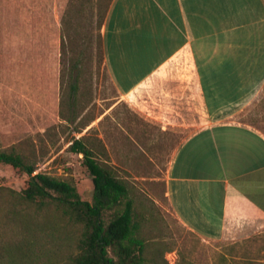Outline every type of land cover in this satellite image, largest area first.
<instances>
[{
    "label": "rangeland",
    "instance_id": "1",
    "mask_svg": "<svg viewBox=\"0 0 264 264\" xmlns=\"http://www.w3.org/2000/svg\"><path fill=\"white\" fill-rule=\"evenodd\" d=\"M110 2L0 0V150L18 153L33 173L70 181L90 201L91 176L69 150L80 139L126 186L140 216L138 235L158 264H167L166 253L174 264H264V224L231 222L221 238L202 239L177 221L166 194L170 161L189 134L220 123L264 133V82L236 104L214 97L220 111H207L192 66L177 56L120 94L104 61ZM26 179L0 163V243H24L25 263L65 264L73 228L52 205L36 209L14 199Z\"/></svg>",
    "mask_w": 264,
    "mask_h": 264
},
{
    "label": "crops",
    "instance_id": "2",
    "mask_svg": "<svg viewBox=\"0 0 264 264\" xmlns=\"http://www.w3.org/2000/svg\"><path fill=\"white\" fill-rule=\"evenodd\" d=\"M104 27L120 94L177 56L192 66L207 111H220L214 97L236 104L264 82V0H111ZM166 194L177 221L202 239L221 238L231 222L264 224V133L220 123L189 134L170 161Z\"/></svg>",
    "mask_w": 264,
    "mask_h": 264
},
{
    "label": "trees",
    "instance_id": "3",
    "mask_svg": "<svg viewBox=\"0 0 264 264\" xmlns=\"http://www.w3.org/2000/svg\"><path fill=\"white\" fill-rule=\"evenodd\" d=\"M102 20L100 16L97 31ZM69 150L81 155L91 176L90 201L81 199L70 181L33 173V165L18 153L0 150V163L27 176L25 186L19 192H11L14 199L36 209L52 205L66 219L73 228L67 235L73 250L65 264H158L146 254L145 242L138 235L140 216L132 207L126 186L93 158L92 151L80 139H74ZM106 210H113L108 220L103 216ZM23 244L0 243V264H30L23 260ZM56 263L55 260L51 264Z\"/></svg>",
    "mask_w": 264,
    "mask_h": 264
},
{
    "label": "built area",
    "instance_id": "4",
    "mask_svg": "<svg viewBox=\"0 0 264 264\" xmlns=\"http://www.w3.org/2000/svg\"><path fill=\"white\" fill-rule=\"evenodd\" d=\"M165 260H166L167 264H174V262H175L174 254L173 253H166L165 254Z\"/></svg>",
    "mask_w": 264,
    "mask_h": 264
}]
</instances>
